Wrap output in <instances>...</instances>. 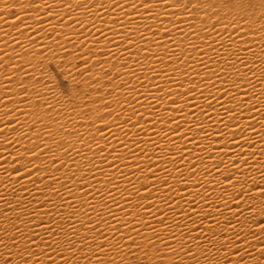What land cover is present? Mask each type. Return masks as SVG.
<instances>
[{
    "label": "bare ground",
    "instance_id": "1",
    "mask_svg": "<svg viewBox=\"0 0 264 264\" xmlns=\"http://www.w3.org/2000/svg\"><path fill=\"white\" fill-rule=\"evenodd\" d=\"M0 264H264V2L0 0Z\"/></svg>",
    "mask_w": 264,
    "mask_h": 264
},
{
    "label": "rangeland",
    "instance_id": "2",
    "mask_svg": "<svg viewBox=\"0 0 264 264\" xmlns=\"http://www.w3.org/2000/svg\"><path fill=\"white\" fill-rule=\"evenodd\" d=\"M223 1L225 2V5H233V4H236L237 2V4H240L242 7L248 8L249 6V9H252V10L257 9V6L260 5L262 2H264V0L261 2L260 0H237V1L223 0ZM47 69L51 73L52 78L54 79L55 89L57 90V92L59 90L58 93H60L62 96H68L71 93L69 90L71 85L68 79L64 76L65 74L63 70L60 69V67L58 68L56 65L51 64V63L49 64ZM78 89H80V87H78ZM79 93H83V92L80 91Z\"/></svg>",
    "mask_w": 264,
    "mask_h": 264
}]
</instances>
